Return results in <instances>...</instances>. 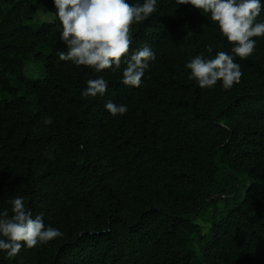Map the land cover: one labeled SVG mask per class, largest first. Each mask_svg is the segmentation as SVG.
I'll use <instances>...</instances> for the list:
<instances>
[{"label": "trees", "instance_id": "obj_1", "mask_svg": "<svg viewBox=\"0 0 264 264\" xmlns=\"http://www.w3.org/2000/svg\"><path fill=\"white\" fill-rule=\"evenodd\" d=\"M43 7L54 20L35 26ZM55 12L53 0H0V211L23 197L63 233L0 264H264V37L235 58L238 84L200 88L185 62L231 44L209 14L158 0L132 26L129 55L156 54L133 88L123 63L97 73L59 60ZM99 76L105 95L82 97ZM108 101L127 114L113 118Z\"/></svg>", "mask_w": 264, "mask_h": 264}, {"label": "clouds", "instance_id": "obj_2", "mask_svg": "<svg viewBox=\"0 0 264 264\" xmlns=\"http://www.w3.org/2000/svg\"><path fill=\"white\" fill-rule=\"evenodd\" d=\"M158 0H53L56 17L60 22L59 42L66 51L58 53L59 60L70 61L77 67L93 69L99 73L105 69L116 72L121 68V83L139 88L145 72L156 60L152 48L145 44L129 55L133 43L132 26L141 24L157 11ZM179 5H190L210 16L222 37L231 44L230 53L216 52L214 58L197 55L184 64L189 79L200 88H213L220 82L222 89L230 90L243 75L235 58L247 59L255 51L254 37H264V20H258L264 11V0H176ZM211 53V45L207 47ZM109 81L103 76L89 79L81 91L85 99L103 97ZM105 110L113 117L128 112L126 104L108 101ZM53 123L52 117L43 119V124ZM53 158L51 153H46ZM8 209L0 211V253L8 258L16 257L22 248L32 249L60 238L59 228L47 225L44 214L33 217L23 197L9 201Z\"/></svg>", "mask_w": 264, "mask_h": 264}, {"label": "rangeland", "instance_id": "obj_3", "mask_svg": "<svg viewBox=\"0 0 264 264\" xmlns=\"http://www.w3.org/2000/svg\"><path fill=\"white\" fill-rule=\"evenodd\" d=\"M53 20L54 14L47 7H43L32 23L36 26L41 22ZM25 72L32 78H42L44 76L43 67L39 61H29L25 67Z\"/></svg>", "mask_w": 264, "mask_h": 264}]
</instances>
